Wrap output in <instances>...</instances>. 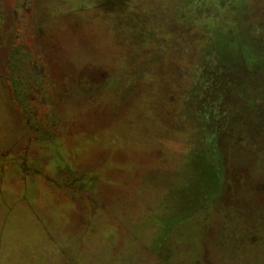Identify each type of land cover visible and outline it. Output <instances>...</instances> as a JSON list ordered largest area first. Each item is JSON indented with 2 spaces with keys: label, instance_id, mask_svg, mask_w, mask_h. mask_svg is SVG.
<instances>
[{
  "label": "rangeland",
  "instance_id": "obj_1",
  "mask_svg": "<svg viewBox=\"0 0 264 264\" xmlns=\"http://www.w3.org/2000/svg\"><path fill=\"white\" fill-rule=\"evenodd\" d=\"M176 4L0 0V264H264V143L248 154L233 108L219 199L199 196L218 91L188 106L199 42Z\"/></svg>",
  "mask_w": 264,
  "mask_h": 264
},
{
  "label": "trees",
  "instance_id": "obj_2",
  "mask_svg": "<svg viewBox=\"0 0 264 264\" xmlns=\"http://www.w3.org/2000/svg\"><path fill=\"white\" fill-rule=\"evenodd\" d=\"M176 1L178 5L175 7L172 27L184 28V43L189 45L191 51L199 42V48L196 50L198 62L192 70L199 86L190 92L188 106L191 108L195 102H202L199 94L202 97L203 93L206 94L210 90L218 91L216 101L222 106L217 112L210 106L216 101L205 99L204 96L205 102L201 103L203 112L200 116V127L203 132H207L206 140L202 142L206 150H197L192 155L201 176H206L201 168L206 167L209 173L211 186L199 191V196H207V199L210 195L219 199L224 169L219 156L221 149L216 143L217 137L221 136L223 131H226L225 134L235 131V126L224 122L225 110L227 112L233 108L240 118L238 134L243 140H237L247 149L248 146L252 148L247 151L248 154L251 153L249 151H255L256 155V150L260 151V141L264 143V6L255 9L253 0H221L219 4L213 3L212 6L206 4V0ZM187 3L191 4V8L187 7ZM254 15L256 19H253ZM164 21L169 25L167 19ZM160 22L163 23L161 19L159 25ZM190 30H193L191 35L187 33ZM219 37L224 43H219ZM160 40L159 38V44ZM160 50L163 51L161 48ZM12 88L13 100L19 104V113L27 114L26 111L30 110H27L25 105L28 98L26 92ZM17 93L22 95L24 106L15 100ZM238 142L237 145L240 146Z\"/></svg>",
  "mask_w": 264,
  "mask_h": 264
},
{
  "label": "flooded vegetation",
  "instance_id": "obj_3",
  "mask_svg": "<svg viewBox=\"0 0 264 264\" xmlns=\"http://www.w3.org/2000/svg\"><path fill=\"white\" fill-rule=\"evenodd\" d=\"M168 102H169V103H172V100H169ZM154 115L156 116V115H157V113H156V112H154Z\"/></svg>",
  "mask_w": 264,
  "mask_h": 264
}]
</instances>
